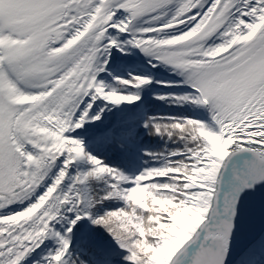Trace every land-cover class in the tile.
<instances>
[{
  "label": "snow or ice",
  "instance_id": "6c2138e0",
  "mask_svg": "<svg viewBox=\"0 0 264 264\" xmlns=\"http://www.w3.org/2000/svg\"><path fill=\"white\" fill-rule=\"evenodd\" d=\"M0 264H264V0H0Z\"/></svg>",
  "mask_w": 264,
  "mask_h": 264
},
{
  "label": "trees",
  "instance_id": "16d2710c",
  "mask_svg": "<svg viewBox=\"0 0 264 264\" xmlns=\"http://www.w3.org/2000/svg\"><path fill=\"white\" fill-rule=\"evenodd\" d=\"M161 111H163V109H161Z\"/></svg>",
  "mask_w": 264,
  "mask_h": 264
}]
</instances>
